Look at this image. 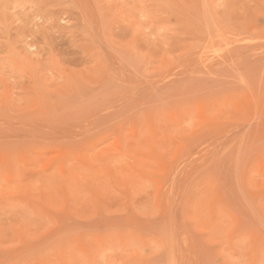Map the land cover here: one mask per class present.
Wrapping results in <instances>:
<instances>
[{"label": "rangeland", "instance_id": "obj_1", "mask_svg": "<svg viewBox=\"0 0 264 264\" xmlns=\"http://www.w3.org/2000/svg\"><path fill=\"white\" fill-rule=\"evenodd\" d=\"M0 264H264V0H0Z\"/></svg>", "mask_w": 264, "mask_h": 264}]
</instances>
